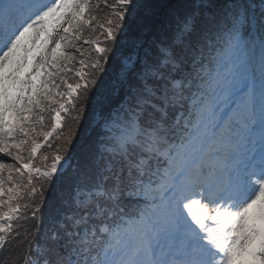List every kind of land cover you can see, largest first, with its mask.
<instances>
[{"label": "snow or ice", "instance_id": "obj_1", "mask_svg": "<svg viewBox=\"0 0 264 264\" xmlns=\"http://www.w3.org/2000/svg\"><path fill=\"white\" fill-rule=\"evenodd\" d=\"M5 248L264 264V0H0Z\"/></svg>", "mask_w": 264, "mask_h": 264}, {"label": "trees", "instance_id": "obj_2", "mask_svg": "<svg viewBox=\"0 0 264 264\" xmlns=\"http://www.w3.org/2000/svg\"><path fill=\"white\" fill-rule=\"evenodd\" d=\"M107 11V10H105ZM103 16V13H99L97 14L96 16V20L97 21H100L101 18ZM95 23V22H94ZM108 74L106 76L103 77V79L106 81V82H114V77H115V72H116V68H115V65H113L112 67H109L108 68ZM99 99L98 96H93L91 101H90V104H89V110H88V115L91 117L93 115L92 113V109L94 107L97 106V100ZM115 99V98H114ZM74 130V125H73V122L72 120L69 118L68 121H67V124L64 128V133L67 134L68 132L70 131H73ZM84 125L83 123L79 126V128L75 129V139H74V147L72 149V152L75 150V147L81 142L83 141L84 139ZM45 151H50L48 149H45ZM59 185L58 181H57V186ZM31 223V222H30ZM14 252L16 251L15 249L13 250ZM9 252V250H8ZM8 252L5 254L7 255ZM4 255V256H5ZM0 264H2V260H0Z\"/></svg>", "mask_w": 264, "mask_h": 264}, {"label": "rangeland", "instance_id": "obj_3", "mask_svg": "<svg viewBox=\"0 0 264 264\" xmlns=\"http://www.w3.org/2000/svg\"><path fill=\"white\" fill-rule=\"evenodd\" d=\"M85 39H87V37H84Z\"/></svg>", "mask_w": 264, "mask_h": 264}]
</instances>
